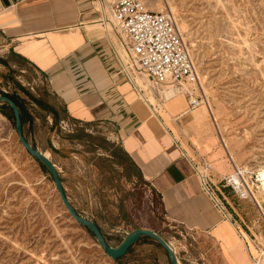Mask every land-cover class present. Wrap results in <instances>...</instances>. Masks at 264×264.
<instances>
[{
  "label": "rangeland",
  "instance_id": "374dc122",
  "mask_svg": "<svg viewBox=\"0 0 264 264\" xmlns=\"http://www.w3.org/2000/svg\"><path fill=\"white\" fill-rule=\"evenodd\" d=\"M143 1L153 10L169 9L179 20L210 102L211 108L204 105L193 110L189 125L176 128V138L181 130L189 155L210 162L213 180L214 175L231 178L244 191L246 198H241L227 180L222 181L251 235L239 228L242 237L236 259L239 264H264V189L259 180L264 173V0ZM1 55L6 51H0ZM2 72L6 69L0 66V91L17 90L30 100L14 82L6 83ZM27 74L30 80L36 77L34 70ZM136 80L147 87L141 76ZM24 86L41 93L47 103L57 106L60 117H66L46 81L39 90L27 82ZM177 90L182 95L171 105L153 94L148 99L144 96L168 125L170 115L176 120L187 109L183 89ZM32 111L37 118L33 126H26V138L56 164L74 208L94 220L111 245H118L138 227L161 225L158 195L140 177L124 176L123 172L136 175V170L118 146L113 150H118L128 170L122 172L114 164L109 148L115 144L103 124L67 119L54 126L51 114ZM187 138L196 150L188 146ZM41 164L20 143L15 121L0 111V264H120L70 215ZM164 250L157 243H146L132 255L130 264H170Z\"/></svg>",
  "mask_w": 264,
  "mask_h": 264
},
{
  "label": "crops",
  "instance_id": "0c3cea01",
  "mask_svg": "<svg viewBox=\"0 0 264 264\" xmlns=\"http://www.w3.org/2000/svg\"><path fill=\"white\" fill-rule=\"evenodd\" d=\"M100 5V0H0V51H6L0 57L9 59L22 84L27 82L34 89L46 81L48 92L65 110L62 123L72 119L104 125L115 144L109 148L114 164L122 172L128 170L126 162L119 160L118 150H113L118 146L136 170V175L123 172L124 176L140 177L158 195L163 221L151 228L173 243L180 264H239L235 255L242 237L239 228L249 232L222 183L224 177L214 175L225 211L202 189L190 158L183 154L182 147H186L181 130L176 138V130L191 122L194 109H189L185 97L186 112L176 120L170 115L168 125L163 115L144 103L113 48L116 35L99 22ZM29 70L36 73L31 80ZM35 95L42 98L39 92ZM32 109L39 107L28 100L24 133L37 118ZM189 130L192 132L191 126ZM187 144L191 147L188 138ZM146 243L161 245L142 236L121 259H125L123 263L130 264L132 255Z\"/></svg>",
  "mask_w": 264,
  "mask_h": 264
},
{
  "label": "built area",
  "instance_id": "2783aa9c",
  "mask_svg": "<svg viewBox=\"0 0 264 264\" xmlns=\"http://www.w3.org/2000/svg\"><path fill=\"white\" fill-rule=\"evenodd\" d=\"M100 2L99 22L105 29L108 24L111 25L118 36V43L112 42L116 53L119 47L126 50L128 60H121L117 55L125 75L140 96L147 98L153 94L159 102H163L165 89L173 87L183 89L190 110L202 105L211 108L209 98L201 88L200 74L190 47L172 11L150 9L143 0ZM136 76L148 80L146 88L137 82ZM182 149L183 154L190 158L202 189L210 195L216 207L225 211V200L212 178L210 162L203 156L196 160L187 154L186 149ZM237 172L241 174L239 169ZM224 179L241 198H246L244 191L236 187L231 178Z\"/></svg>",
  "mask_w": 264,
  "mask_h": 264
},
{
  "label": "water",
  "instance_id": "95a60500",
  "mask_svg": "<svg viewBox=\"0 0 264 264\" xmlns=\"http://www.w3.org/2000/svg\"><path fill=\"white\" fill-rule=\"evenodd\" d=\"M0 102H7L12 107L15 117V129L20 143L33 157H35L47 168L55 182L56 189L67 211L77 222H79L85 227H88L92 231L100 246L108 256H110L114 261H117L119 258L123 257L132 247V245L137 243L142 236H149L158 241L166 249L169 255L170 264H179L178 256L173 250L170 244L171 242L166 239L162 234L152 228L138 227L128 232L124 239L118 245H111L102 230L100 229L99 225L94 220L79 214L74 208L73 204L66 195L62 178L56 164L43 151L34 147L26 138L24 134L22 116L18 104L8 95L4 94H0Z\"/></svg>",
  "mask_w": 264,
  "mask_h": 264
},
{
  "label": "trees",
  "instance_id": "16d2710c",
  "mask_svg": "<svg viewBox=\"0 0 264 264\" xmlns=\"http://www.w3.org/2000/svg\"><path fill=\"white\" fill-rule=\"evenodd\" d=\"M0 64L5 65L6 68L9 69L6 72H2V78L6 81V83L10 82V80L12 82H14L16 87H18L22 92H24L30 98V100L34 101V103L39 107L40 110H44V111H47L48 113L53 114L54 126L58 125L60 120H61L59 110L56 107L47 103L43 98L36 96L34 93H32L30 90H28V88L26 86H24V84H22L21 81H19L16 78V76H15L16 70H13L12 68H10L8 58L6 59L3 57H0ZM0 93H2L4 95H8L10 98H12L18 104V106L20 108L22 121H23V128H24L25 123L28 121L27 116H26L27 115L26 108H27V103H28L27 98L21 96V94L17 90L0 91ZM0 111L3 114H5L6 116H8L11 120L15 121L14 112L12 110V107L7 102H2L1 107H0ZM41 165L44 167V169L46 171H48L47 168L43 164H41ZM86 228L92 233V231L88 227H86ZM121 259H122V257L119 258L117 260V262L120 264H124L123 262H121L122 261Z\"/></svg>",
  "mask_w": 264,
  "mask_h": 264
},
{
  "label": "bare ground",
  "instance_id": "6f19581e",
  "mask_svg": "<svg viewBox=\"0 0 264 264\" xmlns=\"http://www.w3.org/2000/svg\"><path fill=\"white\" fill-rule=\"evenodd\" d=\"M158 2V1H157ZM168 3V2H167ZM100 4H101V2H100ZM100 6H102V5H100ZM169 10V9H168ZM170 11V10H169ZM177 18V17H176ZM178 20V19H177ZM179 21V20H178ZM179 25H180V22H179ZM108 27L111 29V31L113 32V30H112V28H111V25H109L108 24ZM114 33V32H113ZM184 33V32H183ZM115 34V33H114ZM116 35V34H115ZM116 39H117V43H118V36L116 35ZM184 37H185V33H184ZM117 53L119 54V57L121 58V60H124L125 61V58L128 60V55H127V53H126V50L124 49V48H122V47H119L118 49H117ZM192 53V52H191ZM193 56V55H192ZM194 58V57H193ZM200 76V78L202 77V75H199ZM138 77H140V76H138ZM143 78V77H142ZM139 80V79H138ZM137 80V81H138ZM143 80H144V82L146 83V84H148V80L147 79H144L143 78ZM140 81V80H139ZM201 88H202V86H201ZM182 95V92H180V91H178L176 88H173V87H169V88H167V89H165V91H164V101L163 102H165L166 104H172V103H174V102H176V101H178L179 100V98H180V96ZM144 100H145V102L147 103V105L154 111V109L151 107V105L149 104V102H148V100L144 97V96H141ZM202 106H204V105H202ZM162 107H164V109H167V107H166V105L165 104H162ZM201 107V106H200ZM197 108H199V107H197ZM196 108V109H197ZM155 112V111H154ZM156 113V112H155ZM157 114V113H156ZM182 114H179V115H177V117L178 116H181ZM157 116V115H156ZM234 179L235 180H237V182H240V177L238 176V175H236L235 174V176H234ZM259 180H260V182L263 184V189H264V173L263 174H261L260 176H259ZM247 191V190H246ZM171 244V246H172V248H173V250H174V246H173V243H170ZM175 251V250H174ZM179 261V260H178ZM256 262V261H255ZM180 264V263H179Z\"/></svg>",
  "mask_w": 264,
  "mask_h": 264
}]
</instances>
